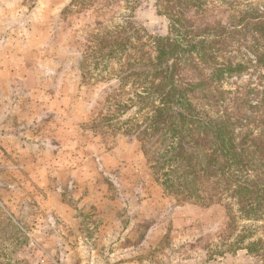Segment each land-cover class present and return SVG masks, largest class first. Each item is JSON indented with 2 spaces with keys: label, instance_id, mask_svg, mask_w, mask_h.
<instances>
[{
  "label": "rangeland",
  "instance_id": "374dc122",
  "mask_svg": "<svg viewBox=\"0 0 264 264\" xmlns=\"http://www.w3.org/2000/svg\"><path fill=\"white\" fill-rule=\"evenodd\" d=\"M207 2L227 25L264 5ZM125 16L150 34L168 33L157 0H0V261L264 264V253L237 243L257 223L236 205L179 201L153 178L137 140L94 121L119 82L107 75L83 82L81 49L97 20ZM247 38L224 52L250 67L221 85L238 102L263 71L248 60ZM251 235L264 239V228Z\"/></svg>",
  "mask_w": 264,
  "mask_h": 264
},
{
  "label": "trees",
  "instance_id": "16d2710c",
  "mask_svg": "<svg viewBox=\"0 0 264 264\" xmlns=\"http://www.w3.org/2000/svg\"><path fill=\"white\" fill-rule=\"evenodd\" d=\"M208 4L157 0L166 35L150 34L130 16L97 20L81 49L80 75L83 82L101 75L119 82L94 119L98 127L137 140L153 178L179 201L236 205L242 219L257 223L243 228L237 243L264 253V239L251 235L264 228V5L227 25ZM247 36L254 39L248 60L263 71L238 102L221 85L250 67L224 52Z\"/></svg>",
  "mask_w": 264,
  "mask_h": 264
},
{
  "label": "crops",
  "instance_id": "0c3cea01",
  "mask_svg": "<svg viewBox=\"0 0 264 264\" xmlns=\"http://www.w3.org/2000/svg\"><path fill=\"white\" fill-rule=\"evenodd\" d=\"M248 256V255H247Z\"/></svg>",
  "mask_w": 264,
  "mask_h": 264
}]
</instances>
